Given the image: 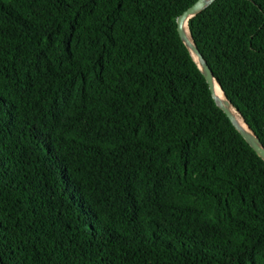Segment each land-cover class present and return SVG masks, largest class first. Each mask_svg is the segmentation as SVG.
<instances>
[{
  "label": "trees",
  "instance_id": "1",
  "mask_svg": "<svg viewBox=\"0 0 264 264\" xmlns=\"http://www.w3.org/2000/svg\"><path fill=\"white\" fill-rule=\"evenodd\" d=\"M197 0H0V264H264V159L177 18ZM190 34L264 144V0Z\"/></svg>",
  "mask_w": 264,
  "mask_h": 264
},
{
  "label": "water",
  "instance_id": "2",
  "mask_svg": "<svg viewBox=\"0 0 264 264\" xmlns=\"http://www.w3.org/2000/svg\"><path fill=\"white\" fill-rule=\"evenodd\" d=\"M215 0H197L194 2L193 5H191L188 9H186L181 15L177 18V29L179 32L180 37L186 44V46L190 49L192 55L196 59L199 67L201 68L208 84L210 87V90L212 92V95L217 103V105L222 108V110L228 115L234 126L238 129V131L242 134V136L247 140V142L255 149V151L264 159V144L260 140V138L257 136V134L253 131V129L246 123L248 126V129L243 128L237 119L235 118V115L231 111V107H234L231 101L228 99L226 93L222 89L220 83L216 80L214 73L208 64L207 60L199 50L198 46L194 42L189 28L187 32L186 25L188 27V21L191 17L196 15L197 13L204 10L206 7L211 5ZM190 34V35H189ZM215 81L219 84L221 90L223 91L226 101L222 102L219 97L215 94ZM235 108V107H234ZM236 109V108H235ZM237 110V109H236ZM237 112L240 114V112L237 110ZM241 115V114H240ZM243 118V117H242Z\"/></svg>",
  "mask_w": 264,
  "mask_h": 264
},
{
  "label": "bare ground",
  "instance_id": "3",
  "mask_svg": "<svg viewBox=\"0 0 264 264\" xmlns=\"http://www.w3.org/2000/svg\"><path fill=\"white\" fill-rule=\"evenodd\" d=\"M186 28H187V32L189 33L187 25H186ZM215 94L217 95V97L220 98V100L222 102H225L226 101V97H225L223 91L221 90L219 84L216 81H215ZM231 111L235 115V118L237 119V121L239 122V124L243 128L248 129V126L246 125L245 121L241 118L242 116L239 115V113L237 112V110L234 107H231Z\"/></svg>",
  "mask_w": 264,
  "mask_h": 264
}]
</instances>
